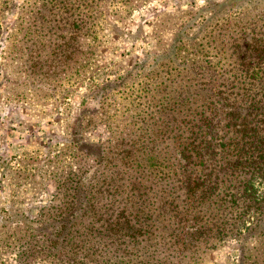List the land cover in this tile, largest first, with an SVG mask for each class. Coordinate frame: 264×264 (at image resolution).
I'll use <instances>...</instances> for the list:
<instances>
[{
  "label": "rangeland",
  "instance_id": "rangeland-1",
  "mask_svg": "<svg viewBox=\"0 0 264 264\" xmlns=\"http://www.w3.org/2000/svg\"><path fill=\"white\" fill-rule=\"evenodd\" d=\"M0 264H264V0H0Z\"/></svg>",
  "mask_w": 264,
  "mask_h": 264
},
{
  "label": "trees",
  "instance_id": "trees-1",
  "mask_svg": "<svg viewBox=\"0 0 264 264\" xmlns=\"http://www.w3.org/2000/svg\"><path fill=\"white\" fill-rule=\"evenodd\" d=\"M239 91H240V90H239ZM249 91H250V90L245 91V92H243V93H240V94H239V101H240V102H241V100L245 101V107L247 106L246 104L250 102V104H249L247 110H249V111L251 112V114H252V113H254L255 110H256V106H255V104H258V102H253V101H255V95H253L252 93L248 95V92H249ZM256 96H257V95H256ZM245 107H243V108H245ZM235 109H237V108H235ZM239 109H240V108H239ZM245 123L248 124L247 122H245ZM242 126L244 127V125L241 123V124L239 125V127H242ZM255 134L259 135V133H257V132H255ZM259 136H260V135H259ZM252 141L255 142V139H252ZM239 152H241V151H239ZM241 153H242V152H241ZM254 154H255L254 144H251V147H249V148H247L246 150H244V152L241 154V156H240V161H241V163H242V161H249V160L252 161V159H253V157H254ZM244 163H245V162H244Z\"/></svg>",
  "mask_w": 264,
  "mask_h": 264
}]
</instances>
